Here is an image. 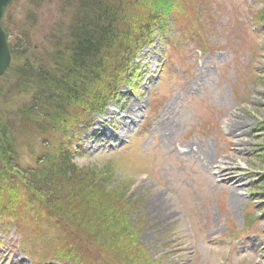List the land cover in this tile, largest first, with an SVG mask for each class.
Instances as JSON below:
<instances>
[{"label":"rangeland","instance_id":"rangeland-1","mask_svg":"<svg viewBox=\"0 0 264 264\" xmlns=\"http://www.w3.org/2000/svg\"><path fill=\"white\" fill-rule=\"evenodd\" d=\"M32 1L12 0L4 25L15 39L23 32L28 38L24 43L30 46L28 58L47 67L48 37L61 39L68 12L60 13L59 0H35L36 8ZM129 17V33L123 37L133 48L134 59L130 61L127 55L124 61L129 73H113L111 67L119 64L109 65L100 78L86 83L87 91L76 107L98 108L107 99L123 111L128 103L143 104L142 111L140 107L128 111L136 118L127 114L128 123L131 121L127 136L119 134V142H112L91 135L106 111L113 110L112 102L81 120H74L71 110L65 111L69 107L63 106L62 120L48 123L50 131L63 129L56 134L61 148L73 153L72 163L77 168L96 173L94 182L103 179L105 193L101 191L102 196L93 200L92 194L80 192L81 211L74 210L78 202L70 201L64 208L66 215L61 216L47 210L37 195L27 194L16 178V189L7 197L0 189V264H14L13 260L78 264L64 259L67 252L70 258L84 261L97 258L99 264H264V0H145L130 9ZM148 20L163 22L152 24L147 43L142 45L134 38L137 32L145 33ZM150 48L154 60L149 75L144 63ZM19 60L11 59L0 78L3 123L4 116L10 119L11 109L29 101L27 96L6 93L14 84ZM163 62L164 75L157 83V74L153 76ZM204 71L208 74L200 75ZM153 99L165 101L166 109L160 111L163 117L160 113L157 121H149L146 132H137L133 139V123L140 122ZM232 116L245 123L235 128L238 136L226 129ZM39 119L36 117L37 122ZM116 120L111 124L119 123ZM111 124L105 129L113 130ZM158 125L162 127L159 131ZM14 127L17 122L15 131ZM38 128L47 130L43 124ZM109 131L107 134H112ZM32 135V139L16 135L21 169L34 168L37 158L50 153V147L42 143L47 135ZM121 140L128 144L119 145ZM30 141L32 151L27 144ZM100 144L104 145L96 150ZM186 144L206 153L205 162L211 163L212 155L216 161L226 158V177L239 178L242 183L231 187L226 178L216 174L213 178L212 173L220 168L210 169L204 180L198 179L203 170L196 158L175 150ZM8 185L4 189L8 190ZM119 196L125 207L122 217L129 226L125 231L111 228L108 217L112 213L101 212L103 201ZM156 197L165 205L163 210L158 208L159 215L152 209ZM87 203L96 210L95 216ZM64 240L72 244L64 248ZM128 249L141 255L139 262L130 258Z\"/></svg>","mask_w":264,"mask_h":264},{"label":"trees","instance_id":"trees-1","mask_svg":"<svg viewBox=\"0 0 264 264\" xmlns=\"http://www.w3.org/2000/svg\"><path fill=\"white\" fill-rule=\"evenodd\" d=\"M144 1L59 0L60 13L65 14V11H67L68 21L61 39L56 41L54 38L48 37L50 50L44 54L45 60L48 62L47 67L43 64L37 65L33 59L28 58L27 54L30 51V46L24 43V40L28 39L26 35L21 32L18 39H15L12 30L4 25V20L2 21V28L7 37L11 58L15 63L19 59L18 64L21 62V64L15 65L14 84L7 88L6 93L8 96L17 97V95H22L27 96L29 99L27 103L11 109L10 116L8 115L10 119L7 120V117L4 116L5 123L0 121V189L3 197H7L9 191L16 189L14 184L17 181L16 178L19 177V182L24 185L27 194L37 195L43 201L42 203L45 204L47 210L64 216L66 215L64 210L67 206L66 203H70V201L77 203V194L80 192H84L89 196L92 194L93 200L98 198L101 191V194L105 193L103 179L94 182L93 178H95L96 173L77 168L72 163L73 153L61 148L56 134L61 133L63 129L58 128L56 130L54 125L53 128L56 131H50L52 128L48 126V123H52L54 120H62L63 110L68 107L69 109L65 111L71 110L73 119L81 120L87 114L97 110L100 111L106 106L108 100L100 103L98 108H76L79 107L80 99H83L87 91L86 83L89 80L95 81L100 78L98 76H101L109 65L125 64L122 69L119 65H115V68L111 67V70L113 69V73L116 72V74L122 71L125 75L129 73L128 66L124 61L127 62L125 60L127 55L131 58L130 61L134 59V56H131L133 48L128 46V42L123 41V37L129 33L127 29L130 22V9L139 3L142 4ZM32 4L33 7H38V1L33 0ZM150 19H153V17L151 16ZM151 22L152 20H148L145 23V33L142 31L137 32L134 38L135 42H140L142 45L146 44L148 33L153 27L152 24L156 23L160 26L163 21L161 23H158L157 20ZM52 66L53 70L51 69ZM4 96L6 97V95ZM36 117L40 118L39 122L36 121ZM15 122H17V127H14L16 132L13 129ZM83 122L87 123L88 120H83ZM42 124L47 128L46 131L42 130L43 132H41V130H38V127ZM33 132H39L40 136L41 133H43L42 136L47 135L48 138H41L46 148L50 147V153L41 159L37 158L38 163L34 168L21 169L19 167V149L21 146L17 143L16 135L20 133L26 139H32ZM27 144L32 151V142L30 141ZM91 179L92 183L90 184ZM6 185H8V190L4 189ZM121 196L119 198L113 197V199L107 198L108 201L102 199L104 202L102 207L104 208L101 212L106 213L108 210L107 214L112 213L111 218L108 217V219L112 221L111 228L115 231L117 229L125 231L129 228L125 225L124 217H122L125 207L123 202L120 203L123 201ZM88 199L90 197L86 198V200ZM78 204H73L76 206H74L75 211H81L83 207L82 203L78 202ZM29 205L31 206V204ZM87 206H89V203H87ZM89 207L92 209L91 216H95L96 210L91 206ZM103 213L99 212V215H104ZM50 218H52V215H50ZM61 230L63 237L65 234L63 229ZM90 241L95 243L93 240ZM60 243H62V240H60ZM71 244L70 240L68 244L64 243L62 246L65 248V246ZM62 246L59 244V247ZM64 248L63 251L67 252ZM88 253L91 254V252ZM68 254L69 252H67V257H64L67 261H76L78 264H86V262L99 264L97 258L92 260L89 257V260L84 261L78 259V257L70 258ZM128 254L136 262L140 261L141 255L138 252L128 249ZM143 259L145 260L146 257L144 256Z\"/></svg>","mask_w":264,"mask_h":264},{"label":"bare ground","instance_id":"bare-ground-1","mask_svg":"<svg viewBox=\"0 0 264 264\" xmlns=\"http://www.w3.org/2000/svg\"><path fill=\"white\" fill-rule=\"evenodd\" d=\"M152 42V41H151ZM153 48H150L148 49V51H146V60H145V63H144V66L147 67V69H149V75H150V67L149 65L150 64H153V61L154 60L152 58V55H151V50ZM151 56V57H150ZM203 74H208L207 71H204L201 72L200 75H203ZM142 97V95H140ZM140 107V108H139ZM114 108H117L118 110L116 111ZM139 108V111L143 110V104L142 105H138V106H135L133 105L132 103H128L127 104V107H126V110H121L120 107L115 104L114 102H112V109H108L106 111V115L104 117V119H102L101 121H98L97 124H96V128L94 130L91 131V135L94 134L96 135L97 139H100L102 138L103 136L107 137V138H104L106 141L107 140H113L112 142H119V134L121 136V134H124V135H127L130 131V128H129V123H131V121L128 123V118H131L132 116V120H133V117L136 118V115H133L130 113H128L129 110H134V109H138ZM127 114H128V118H127ZM101 118V115L99 116ZM234 117V118H233ZM115 118L117 119L116 121H118L119 123H114V124H111L112 121L115 120ZM239 122H238V121ZM109 123L111 124L113 130L109 131V130H106L105 128L107 127L106 124ZM245 125L244 121H240V118L237 117V116H232V119H228L226 121V129H228V131L232 130V134L231 135H234V136H238L239 135V130L235 129L236 127L238 126H243ZM118 130H114V129H117ZM111 132L112 134H107V132ZM238 131V132H237ZM86 139V137H85ZM106 144V143H104ZM104 144H100L98 146V148L96 150H99V148L104 145ZM111 145V143L108 144V146ZM95 150V149H93ZM186 154L187 155H198V152L196 153L192 147H188V152L186 151ZM199 155L201 157H204L206 155V153H199ZM199 160V159H198ZM200 161V160H199ZM204 162L203 166H204V169H217V168H220L217 173H212V176L213 178L215 177V174L217 177H221V178H226L228 183L231 185V187L233 186H237L239 184L242 183V180L239 179V178H231L230 176H227L226 177V173L225 172V169L226 167L228 166V164L226 163V158H222L220 161H216L215 158H214V155L211 156V163L209 162H205V161H202ZM214 171V170H213ZM154 207L152 208L154 210V213H156L157 215H159V211L160 210H163L164 209V206L161 199L159 197H156L154 198ZM163 206V207H162ZM158 208H160V210H158ZM12 263L14 264H24L23 262L17 260V261H12Z\"/></svg>","mask_w":264,"mask_h":264},{"label":"water","instance_id":"water-1","mask_svg":"<svg viewBox=\"0 0 264 264\" xmlns=\"http://www.w3.org/2000/svg\"><path fill=\"white\" fill-rule=\"evenodd\" d=\"M12 0H0V22L4 15V10ZM10 65V54L7 47L6 37L0 26V78Z\"/></svg>","mask_w":264,"mask_h":264}]
</instances>
